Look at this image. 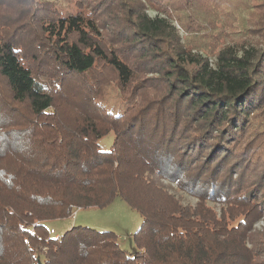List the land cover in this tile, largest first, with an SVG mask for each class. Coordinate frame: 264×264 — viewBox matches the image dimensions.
<instances>
[{"label":"trees","instance_id":"obj_1","mask_svg":"<svg viewBox=\"0 0 264 264\" xmlns=\"http://www.w3.org/2000/svg\"><path fill=\"white\" fill-rule=\"evenodd\" d=\"M115 200L128 248L50 236ZM262 220L264 0H0V264H264Z\"/></svg>","mask_w":264,"mask_h":264},{"label":"rangeland","instance_id":"obj_2","mask_svg":"<svg viewBox=\"0 0 264 264\" xmlns=\"http://www.w3.org/2000/svg\"><path fill=\"white\" fill-rule=\"evenodd\" d=\"M69 6H65L68 8ZM226 7H224V10ZM68 11H71L69 8ZM150 17H154L156 15V11L152 8H149L147 11ZM172 24L176 26L179 30V34L182 38L185 37L183 31L179 28L176 18H173ZM232 37V38H231ZM237 38V35H232L230 37H225L224 42L232 44V41ZM222 39V38H221ZM230 39H233L232 41ZM209 62L213 64V57L209 58ZM110 97L109 100L115 99L116 92L112 87L109 88ZM112 142V137L107 136L100 141V145L102 149L105 151L108 149ZM179 196L182 198L183 205L194 206L196 203V199L188 196L186 194H182L178 192ZM213 206V204H209ZM216 211H218V207H214ZM74 215L68 217L66 219L54 221L47 223L46 226L48 228L49 234L51 237H54L57 233L63 234L66 230V226L74 225V226H82L89 227L95 229L97 231H111L115 233L119 237V242L127 247L130 245V237L133 233L138 229L141 224V219L139 215L133 212L126 204H124L120 200H115L110 206L104 209H91V210H82L78 209L73 210ZM264 227V220L260 221L256 224V228L261 230ZM70 228V227H69ZM57 237V236H56Z\"/></svg>","mask_w":264,"mask_h":264},{"label":"crops","instance_id":"obj_3","mask_svg":"<svg viewBox=\"0 0 264 264\" xmlns=\"http://www.w3.org/2000/svg\"><path fill=\"white\" fill-rule=\"evenodd\" d=\"M71 226H72L71 224L68 225V226H66V229H68V228L71 227ZM56 236H59V233H57V234L55 235V237H56ZM120 244H121V243H120ZM121 246H122L123 248H128L126 245L123 246V245L121 244Z\"/></svg>","mask_w":264,"mask_h":264}]
</instances>
